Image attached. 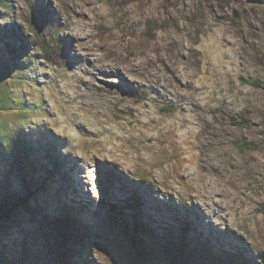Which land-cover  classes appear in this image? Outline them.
I'll use <instances>...</instances> for the list:
<instances>
[{"label":"rangeland","instance_id":"374dc122","mask_svg":"<svg viewBox=\"0 0 264 264\" xmlns=\"http://www.w3.org/2000/svg\"><path fill=\"white\" fill-rule=\"evenodd\" d=\"M0 252L264 264V0H3Z\"/></svg>","mask_w":264,"mask_h":264},{"label":"trees","instance_id":"16d2710c","mask_svg":"<svg viewBox=\"0 0 264 264\" xmlns=\"http://www.w3.org/2000/svg\"><path fill=\"white\" fill-rule=\"evenodd\" d=\"M2 3H3V0H0V4H2ZM249 84H251L252 86H255V87L262 86V84L259 81H249ZM40 187L43 188V185H40ZM134 202H135L136 205L140 206V204L142 203V198L136 197V199L134 200ZM110 208L112 210H116L117 209V206L114 205V204H111L110 205ZM8 212L10 213L11 210H9ZM190 226L191 225L188 223V225H185L183 227V234H184L185 237H186V234H187L188 229L190 228ZM137 232H138V227L136 226L135 229H134V233H133V237L134 238L137 237V234H138ZM183 249H186V247L184 245H183ZM2 263H7V258L4 256V254L2 252H0V264H2Z\"/></svg>","mask_w":264,"mask_h":264},{"label":"bare ground","instance_id":"6f19581e","mask_svg":"<svg viewBox=\"0 0 264 264\" xmlns=\"http://www.w3.org/2000/svg\"><path fill=\"white\" fill-rule=\"evenodd\" d=\"M81 7V6H80ZM78 11V10H77ZM81 14V13H80ZM73 18V17H72ZM80 22V21H79ZM94 22V21H93ZM97 22V21H96ZM87 23V22H86ZM96 24V23H95ZM66 25V24H65ZM90 25V24H89ZM92 26V25H91ZM72 27V26H71ZM88 28V27H87ZM100 28V27H99ZM72 28H70V30H71ZM101 29V28H100ZM72 31V30H71ZM78 32V31H77ZM100 35V34H99ZM108 35V34H107ZM111 36V35H110ZM125 36V35H124ZM84 38V37H83ZM76 41V40H75ZM79 41V40H78ZM92 42V41H91ZM85 43V42H84ZM92 44V43H91ZM103 44V43H102ZM111 44V43H110ZM74 45V44H73ZM84 45V44H83ZM104 45V44H103ZM89 46V45H88ZM103 47V46H102ZM78 48H79V46L77 47V50H78ZM80 48H82L83 49V46L82 47H80ZM76 49V48H75ZM82 54V53H81ZM84 54V53H83ZM79 56V55H78ZM129 61V60H128ZM130 65V64H129ZM134 65V64H133ZM136 66V65H135ZM131 67V69L133 68L132 66H130ZM128 70H130V68L128 69ZM136 70H137V68H136ZM90 72V71H89ZM120 72V71H119ZM127 72V71H126ZM132 72V71H131ZM134 72H135V70H134ZM91 73V72H90ZM116 74V73H115ZM94 75V74H93ZM81 81V80H80ZM90 81H91V79H90ZM84 82V81H83ZM90 84V83H89ZM84 85V84H83ZM97 85V84H96ZM131 85V84H130ZM135 85V84H134ZM137 85V84H136ZM93 86V85H92ZM95 86V85H94ZM87 87H89V86H87ZM93 88V87H92ZM98 88V87H97ZM102 88V87H101ZM94 91V90H93ZM92 92V91H91ZM90 94H92V93H90ZM89 94V95H90ZM120 97H124V96H120ZM95 98V97H94ZM105 98V97H104ZM96 99H97V97H96ZM116 99V98H115ZM117 99H119V97L117 98ZM125 99V98H124ZM120 100V99H119ZM105 101V100H104ZM109 101V100H108ZM108 101H106V102H108ZM114 101H116V100H114ZM122 101V100H121ZM113 102V101H112ZM115 103H117V102H115ZM113 104V103H112ZM220 184V183H219ZM210 185V184H209ZM221 188V187H220ZM222 189V188H221Z\"/></svg>","mask_w":264,"mask_h":264}]
</instances>
